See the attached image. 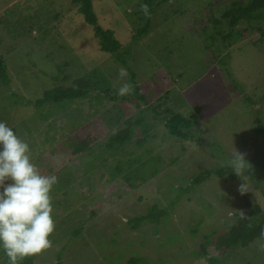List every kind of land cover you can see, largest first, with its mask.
<instances>
[{
	"label": "rangeland",
	"instance_id": "374dc122",
	"mask_svg": "<svg viewBox=\"0 0 264 264\" xmlns=\"http://www.w3.org/2000/svg\"><path fill=\"white\" fill-rule=\"evenodd\" d=\"M137 1L93 0V8L99 24L112 29L122 49H128L126 57L134 80L150 95V102L157 104L168 88L158 77L173 78L176 81L169 86L170 94L160 102L185 116H191L192 106L199 103V125L193 127L204 133L196 139L175 138L164 121L153 118V112L148 110L144 112V120L150 124L146 134L141 133V126L133 124L131 143L108 151L104 144L108 133L116 130L117 125H113L92 144V152L74 159L65 141L78 126L92 121L95 128L103 130L106 112L117 111L116 105L123 106L134 118L139 111L129 101L115 103L100 98L97 89L64 110L55 105L42 108V114L48 113L46 117L37 115L26 100L39 98L45 90L58 85L69 86L83 75L98 84L100 76H105V84L128 91L133 85L131 75L126 66L100 49L73 0H0V24H12L10 30L6 28L9 23L0 25V54L5 57L10 77L8 86L0 83V121L29 144L32 162L41 174L55 175L57 179L70 175L69 184L61 180L62 189L51 191L55 223L49 237L51 247L31 256L34 264H126L132 257H141L144 264H207L206 257L210 255L224 258V264H264V236L231 253L216 250L212 242L205 246L204 255L196 254L205 235L223 233L229 223L254 205L264 211V132L257 136L235 120V113L245 106L251 111L254 108L242 102L243 94L231 104L225 103L229 97L234 98L232 89L228 91L230 80L220 72L217 62L208 66L209 51L205 50L202 35L207 19L201 8L204 1L210 0H172L155 8L149 32L135 43L132 34L142 22L136 16L129 19L126 10L138 11ZM177 8L185 9V13L167 16ZM190 12L199 16L195 14L196 21ZM52 13L58 14L57 21L62 20L59 25L50 20ZM258 23L260 28L249 34L244 31L245 36L231 46L230 52L233 78L249 96V92L264 93V18ZM95 68L102 73L91 74ZM154 73L155 83L151 80ZM256 108L264 115V100ZM143 137L138 146L137 139ZM213 141L220 145L218 151L211 147ZM235 150L245 154L251 165L240 178L210 177L181 192L157 227L146 223L131 228L129 217L146 213L155 203L167 206L178 195L179 187H188L198 172L231 167ZM137 155L143 159L158 156L156 167L160 169L150 176L155 165L148 163L139 170L144 171L146 180L132 179L135 187L130 189L122 174L129 169L125 161ZM132 165L133 169L137 167V163ZM242 184L243 194L238 190ZM76 229L80 231L72 237ZM0 264H7L2 255Z\"/></svg>",
	"mask_w": 264,
	"mask_h": 264
},
{
	"label": "trees",
	"instance_id": "16d2710c",
	"mask_svg": "<svg viewBox=\"0 0 264 264\" xmlns=\"http://www.w3.org/2000/svg\"><path fill=\"white\" fill-rule=\"evenodd\" d=\"M170 1L172 0H138L136 4V6L139 8L138 11L126 10V14L128 15L129 19H132L134 16H136L138 20L142 22L138 24L137 28H135V31L132 34L133 42L136 43L149 32L154 9L160 7L163 4H167ZM73 3L75 6H77V13L81 14L84 18V21L92 28L94 36L99 41L100 49L103 52L112 55V57H114L117 61L126 66L129 74L131 75L130 78L133 85L128 91H124L119 87L105 84V76H100L102 79L98 84L93 82L89 75H83L75 79L73 84L69 86L58 85L47 89L44 91L41 97L34 100H26V103L34 106L37 115L46 117L48 113L42 114V108L55 105L61 110H64L68 104L76 102L78 99L88 97L93 92V90L97 89V96L100 98H104L115 103L129 101L134 105L139 113L134 118L124 109L123 106L116 105V107L119 108L117 111L113 112L112 110V112H106L108 114V118L107 122L105 121L103 123V130H99L98 127L95 128V124H91L92 121L78 126L71 132V134L67 136L65 141V144L69 146L71 150L72 157H74V159H82L84 158V155L92 152V144L98 142L99 138L103 136L105 132L108 133V131L112 129L113 125H117L114 126L116 127V130L114 132L112 131L108 133L109 136L104 144V149L108 151H116L120 148H123L125 145L130 144L134 136V125L141 126V133L145 134L147 129L150 127V124L146 123L144 120V112L148 110L153 112V118H158L164 121V126L171 136L182 139H196V136L197 138H200V133H204V131L200 132L201 130L193 127L195 124L199 125V122L197 121V114L202 110L199 103H196L194 107L192 106L194 113L191 116H185L184 114L172 109L169 106L163 107V103L160 101L170 94L171 89H169V86H172V84L176 81L166 75L158 77V80L165 84L168 88H165L164 94L160 97V101L157 104L151 103L149 100L150 95L145 94L140 83L134 80V71L132 66L129 65L128 59L126 57L128 54V49H122L121 43L115 37V33L112 29L104 28L99 24L98 16L96 15L93 8V0H73ZM201 9L205 11V18L207 19L206 23L203 24L204 31H202V35L204 36V41L206 43L205 50L209 51L207 56L209 58L207 61L209 63L208 66H210L212 62H217V66L220 67V72L224 73L230 80L228 91L232 89L231 91L234 93V98L228 96L229 99L226 100L225 103L230 101L231 104L232 100L236 101L235 99L239 94H243L244 97L242 102L245 104L249 103L254 108V110L251 111L248 109V106H245L244 110H239L240 113H235L234 118L235 120H238V122H241L242 125L246 126V128L255 132L257 136L261 135L264 132V115H261V110L257 109L256 107L262 100H264V93L257 94L255 92H249V96L245 92L243 85L241 84V86L239 83H237V81H235L230 65L232 59L230 52L231 46H235V44L242 40V38L245 36L244 31L246 34H249L248 31L258 30L260 28L258 22L264 18V0H210L209 2L204 1ZM184 10L185 9L183 8H177L173 11H170L167 16L178 13L182 15L185 13ZM191 14L196 21L197 14ZM50 17V20L57 21L58 14L52 13V16L50 15ZM57 22L59 25L62 20L58 19ZM5 23L9 22L2 23L1 21L0 25L4 26ZM8 25L9 26L6 28L10 30L12 24L9 23ZM241 25H245V27L241 29ZM30 31H32L31 33L33 34V30H31V28ZM35 34L42 38V35H38L36 32ZM29 35L31 34L29 33ZM18 36L21 35L18 34ZM228 48L230 49L228 50ZM7 70L8 67L5 57L0 54V83L6 86L9 85L10 81ZM97 72L102 73L100 69L95 68L91 74H96ZM156 76V73L152 74L151 76V80H153L154 83L156 82L155 80H157ZM216 79L219 80V78ZM94 84L97 86H94ZM146 89L147 88L145 86L144 90ZM235 91L237 92L236 94ZM12 95L16 96L14 93H12ZM257 95L258 97H256ZM229 107L232 109L231 105H229ZM250 115L255 116L252 118ZM72 117L74 118V115ZM123 118L124 120L122 121ZM76 119L77 115L75 117V120ZM144 139V137L137 139V145L141 146ZM211 147L218 151L220 145H216V143L213 141ZM128 154H130V152L126 153V155ZM213 154L217 153L214 151ZM157 158L158 156L150 158L148 157L146 159H143L140 155L135 157L130 156L129 159L125 161L127 166H129L128 172L126 174H122L120 167H117V171L122 174V177L124 178L128 188L131 189L135 187V183L132 179L138 178L141 179V181L146 180V177L142 175L144 171L139 173V170H143V168H145L148 163L155 165L153 166V169H150V176L155 175L158 172L160 167H156ZM175 160V158L172 159V161ZM132 163H137V167L135 169H133ZM67 173L71 174L69 171H67ZM213 176L225 177L226 180L240 178L232 171V168L229 166H221L220 168L215 169H204L194 175L188 187H179L178 195L174 197L167 206H162L158 203H155L148 207L146 213L137 215L135 217H129L128 223L133 229H137L142 224L146 223L154 224L155 227H157L156 225L162 223L165 220L170 209L173 208L177 202L181 192H186L189 189L194 188V186L201 185ZM61 180L64 181L65 184H69L70 175L65 178H58L57 183L53 186V189L57 191L62 189L61 186L64 184L60 185L62 183ZM247 204L250 205V201H247ZM79 231L80 229L74 230L72 232V237L77 235ZM195 232H197V228L192 230L193 234H195ZM213 234L215 236V240L213 239ZM213 234L204 236L205 241L201 245V250L199 252L196 251L198 256L204 255L207 252L205 246L207 244H211L212 242L214 243L216 250H223L227 251L228 253H231L239 247H249V245L256 239L264 236V211H262L259 205H254L246 214L238 216L237 219L229 223L226 231L219 234L214 232ZM0 255H2L3 261L7 263V257L4 256L2 250H0ZM206 260L207 264H224V258H220L215 255L206 257ZM21 264H34L33 257L25 258ZM126 264H144V262L141 257H132L127 260Z\"/></svg>",
	"mask_w": 264,
	"mask_h": 264
},
{
	"label": "clouds",
	"instance_id": "9594fccd",
	"mask_svg": "<svg viewBox=\"0 0 264 264\" xmlns=\"http://www.w3.org/2000/svg\"><path fill=\"white\" fill-rule=\"evenodd\" d=\"M230 166L238 177L251 167L237 150ZM56 183L55 175L41 174L32 162L29 144L0 121V250L7 264H21L51 247V191ZM244 188L239 186L241 194Z\"/></svg>",
	"mask_w": 264,
	"mask_h": 264
}]
</instances>
